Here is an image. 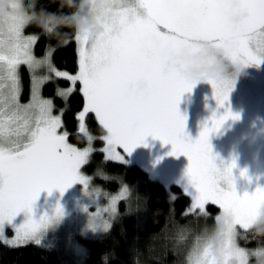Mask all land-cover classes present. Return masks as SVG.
I'll use <instances>...</instances> for the list:
<instances>
[{"label":"snow or ice","instance_id":"snow-or-ice-1","mask_svg":"<svg viewBox=\"0 0 264 264\" xmlns=\"http://www.w3.org/2000/svg\"><path fill=\"white\" fill-rule=\"evenodd\" d=\"M107 4L108 19L94 36L75 34L78 45L79 71L70 75L58 70L50 61L54 49L44 58L33 55L37 36L23 35L29 25L23 15L11 17L8 34L0 32V236L5 225H11L23 211L28 218L13 225L15 237L5 244L23 245L39 242L43 231L59 217L56 208L52 217L32 219V205L41 191H63L79 182L88 188L89 177L80 169L89 162L91 146L80 149L67 142L68 132L60 134L61 115H53V100L42 98L41 85L52 76L69 82L58 97L70 96L79 82L84 97L83 109L76 114L78 131L88 135L85 117L92 113L105 130L99 137L104 161H123L118 148L125 153L142 145L151 136L171 144V156L183 155L188 160L184 172L185 193L191 197V209L207 215L206 205H217L230 214L240 226L246 227L255 209L264 204V187L238 195L234 189L232 169L235 162L215 163L209 137L223 123L239 119L225 108L222 114L213 112L196 139L185 133L186 117L177 105L196 81H186L174 72H161L162 54L175 53L181 47L192 51L204 44L221 49L224 59L241 67L259 66L264 60V0H100ZM236 4L246 18L238 25L226 21L228 5ZM14 6V5H13ZM26 65L32 75L31 99L19 103L21 91L18 67ZM46 75L36 76L38 70ZM142 81L137 92L132 85ZM217 107L228 100L233 80L207 81ZM241 176L245 173L242 171ZM110 209L115 212L114 201ZM93 221L101 227L96 216ZM107 228V223L103 224ZM243 251L226 241L219 260H211L206 252L194 264H244Z\"/></svg>","mask_w":264,"mask_h":264},{"label":"rangeland","instance_id":"rangeland-1","mask_svg":"<svg viewBox=\"0 0 264 264\" xmlns=\"http://www.w3.org/2000/svg\"><path fill=\"white\" fill-rule=\"evenodd\" d=\"M23 35L37 36L36 33L26 32L25 28L23 29ZM76 46L78 67L75 72H69L57 67L50 57L51 63L58 70L66 71L70 75L77 74L79 71L77 43ZM54 47V45L46 46L41 54H35L33 50V55L38 59L44 58L46 55V49L51 51ZM22 67H25L27 70L30 82L28 96L25 99L21 98L20 91L19 103L23 105L29 103L31 99L33 73L30 72L26 65H20L18 67L20 80V70ZM46 74L48 73L43 69L38 70L35 73L38 77ZM57 79L64 80L52 76L51 81ZM65 81L66 84L64 85H55L56 93L66 90L69 87V82L67 80ZM45 83L41 85L40 95L42 98L52 99L51 96H45L42 93V88ZM78 87L80 91V85ZM177 108L179 113L186 117L185 133L188 138L192 140L197 138L202 127L209 120V117L212 116L213 112H216V114L219 115L224 112L225 108H228L232 113L238 114L239 119L226 120L215 134L210 135L209 142L212 149L211 154L216 157L215 163L218 166L221 165V161L225 164L230 161L235 162V167L232 169V175L234 189L238 195H241L246 191L250 193L258 186L264 187V60L261 61L259 66L252 65L243 67L242 74L234 81L228 95V100L223 107H217L216 101L212 96V88L210 84L207 82H200L196 84L190 92H185L181 96ZM63 109V107H56L53 103V115H61ZM82 109L83 107L78 113ZM58 132L60 134L64 133L61 128L58 129ZM87 134L92 135L89 132ZM103 135H106V132ZM92 137L93 141L91 145L88 144L86 135V143L82 146L71 143L68 139L67 142L80 149L91 146L94 152L96 149L94 145L95 136L92 135ZM104 146L103 142L101 149ZM171 150V144H164L159 139H153L151 136L145 137L143 144L134 148L131 153H125L122 148H118V151L123 157L122 162L139 165L152 178L160 181L166 187L177 185L184 190V172L187 168L188 160L183 155H168ZM85 165L81 167L80 172L82 175L89 177V185L87 189L81 183L76 182L66 188L63 193L55 189L50 193L41 191L32 205V219L37 221L42 216L52 217L56 208H60L61 214L43 231V234L39 237L38 243L45 244L46 246L55 249L61 259L70 264H82L86 253L84 240L99 236L109 227L117 213L119 202L125 200L130 192L124 186H120L113 192L104 190L95 181L96 177H103V173L98 170L95 172H86L84 170ZM242 171L245 173L244 176H241L240 174ZM113 197L116 198L114 201V213L110 210L113 207ZM189 199L190 203L187 212H193L190 207V196ZM124 204L126 207L129 206L127 205L128 203ZM261 207H264V204L255 209L248 222L255 220ZM220 212L221 210L219 209L217 214ZM93 216L97 217L101 227L93 221ZM27 218L28 216L25 212H19L12 220L11 225H5L4 237L0 236V241L3 242L4 239H14L15 230L12 226L23 223ZM104 223H107V228L103 227ZM192 226L194 225H185L190 231L185 235L184 239L186 241V251L184 253L183 262H185L195 235L202 227L200 226L199 228L194 229ZM240 246L252 247L243 245L241 242Z\"/></svg>","mask_w":264,"mask_h":264},{"label":"trees","instance_id":"trees-1","mask_svg":"<svg viewBox=\"0 0 264 264\" xmlns=\"http://www.w3.org/2000/svg\"><path fill=\"white\" fill-rule=\"evenodd\" d=\"M38 7L50 12L57 11L52 0H39ZM66 11V10H65ZM25 31L37 34L34 44L35 54L43 53L48 45H54L52 62L59 68L75 72L78 67L77 46L73 33L69 32L63 43H57L46 37L34 25L25 26ZM21 98L28 96L30 82L25 67L21 68ZM66 84L57 79L46 82L42 88L45 96H51L56 107H63L61 114L63 132H68V141L82 146L86 143L85 135L78 131L76 114L84 105V98L76 83L70 96L58 97L55 85ZM85 126L95 136V151L84 166L86 172L101 171L103 177L95 181L101 188L113 192L124 186L130 192L125 200L119 202L117 213L109 227L99 236L84 240L86 247L82 264H133L135 255L142 264H184L186 241L177 239L176 230L192 224L196 229L207 220L215 217L219 208L207 204V215L199 211L187 212L190 199L177 185L166 187L152 178L142 167L134 163L104 161L100 151L103 141L99 139L105 130L89 113L85 117ZM124 203H128V207ZM132 204V205H131ZM131 205V206H130ZM200 224V225H199ZM243 245L252 246L251 244ZM0 264H70L61 259L58 252L42 243L27 242L23 245H7L0 241Z\"/></svg>","mask_w":264,"mask_h":264},{"label":"clouds","instance_id":"clouds-1","mask_svg":"<svg viewBox=\"0 0 264 264\" xmlns=\"http://www.w3.org/2000/svg\"><path fill=\"white\" fill-rule=\"evenodd\" d=\"M52 2L57 5L56 12L38 7L39 0H0V32L8 34L13 23L11 17L23 15L28 24L39 28L46 37L63 43L69 32L94 36L99 25L108 19V5L100 0ZM245 18V12L238 10L236 4L228 5L226 21L229 25H238ZM242 69L238 64L227 62L221 49H212L204 44L196 51L181 47L175 53L162 54V73L171 71L183 80L196 81V84L209 80L235 81L242 74ZM132 88L140 92L144 84L137 81ZM189 231L186 227L178 228L177 239L182 241ZM229 239L232 247L243 251L244 264H264V207L260 208L255 220L248 222L246 227H241L230 214L223 212L215 215L210 223L206 220L195 235L184 264H194L204 252L209 259L219 260ZM241 241L252 247H241ZM133 264L142 262L134 255Z\"/></svg>","mask_w":264,"mask_h":264}]
</instances>
